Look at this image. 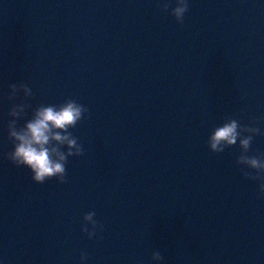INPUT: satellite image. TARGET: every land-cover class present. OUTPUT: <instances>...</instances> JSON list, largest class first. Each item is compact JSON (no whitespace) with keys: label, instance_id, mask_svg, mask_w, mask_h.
Returning a JSON list of instances; mask_svg holds the SVG:
<instances>
[{"label":"water","instance_id":"water-1","mask_svg":"<svg viewBox=\"0 0 264 264\" xmlns=\"http://www.w3.org/2000/svg\"><path fill=\"white\" fill-rule=\"evenodd\" d=\"M188 3L180 25L175 0H0V264H157L154 251L264 264L259 183L241 174L239 142L208 147L229 117L264 131V0ZM14 83L33 92L18 127L40 105L88 108L66 184L8 160ZM92 211L104 229L89 239Z\"/></svg>","mask_w":264,"mask_h":264},{"label":"clouds","instance_id":"clouds-1","mask_svg":"<svg viewBox=\"0 0 264 264\" xmlns=\"http://www.w3.org/2000/svg\"><path fill=\"white\" fill-rule=\"evenodd\" d=\"M169 8V3L162 4L163 12L167 13ZM188 11V0H175L171 14L178 24L183 25ZM9 87L11 93L9 100L20 99V93H23V100L14 103L9 112L12 119L8 123V135L13 142L14 150L7 154L8 160L18 168H29L32 180L36 184L43 185L50 180L66 184V165L69 157L84 155L83 145L73 136L70 129L75 128L85 118H91L88 108L73 99H68L58 106L40 105L33 110L31 118L26 120L24 126L18 127V121L26 117L27 109L31 107L23 101L32 97L33 92L25 83L19 85L14 83ZM258 135H264L261 128L242 125L239 120L229 117L223 125L213 129L208 138V147L212 153L219 155L226 149L235 147L239 142L241 152L236 163L240 166L241 174L245 179L259 183V192L264 198V154L249 155L254 137ZM65 148L67 151L64 150ZM95 216L94 211L84 216L81 230L89 239L97 235V230L104 229ZM88 225H91V230ZM87 259V255L82 253V264H85ZM152 260L162 264L164 257L159 251H154Z\"/></svg>","mask_w":264,"mask_h":264}]
</instances>
